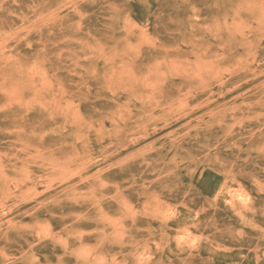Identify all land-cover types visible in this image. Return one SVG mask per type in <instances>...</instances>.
I'll return each instance as SVG.
<instances>
[{
    "label": "rangeland",
    "instance_id": "obj_1",
    "mask_svg": "<svg viewBox=\"0 0 264 264\" xmlns=\"http://www.w3.org/2000/svg\"><path fill=\"white\" fill-rule=\"evenodd\" d=\"M0 264H264V0H0Z\"/></svg>",
    "mask_w": 264,
    "mask_h": 264
}]
</instances>
